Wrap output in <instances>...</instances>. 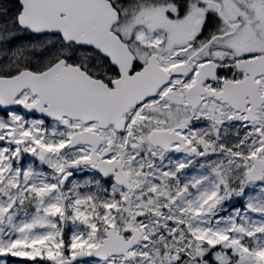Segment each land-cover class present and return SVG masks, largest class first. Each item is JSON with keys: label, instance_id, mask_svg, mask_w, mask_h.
Listing matches in <instances>:
<instances>
[{"label": "snow or ice", "instance_id": "obj_1", "mask_svg": "<svg viewBox=\"0 0 264 264\" xmlns=\"http://www.w3.org/2000/svg\"><path fill=\"white\" fill-rule=\"evenodd\" d=\"M0 264H264V0H0Z\"/></svg>", "mask_w": 264, "mask_h": 264}]
</instances>
